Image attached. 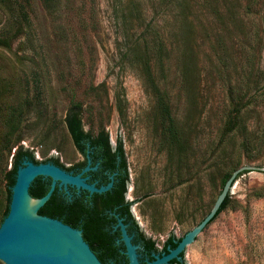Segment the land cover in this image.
Here are the masks:
<instances>
[{
  "label": "rangeland",
  "instance_id": "rangeland-1",
  "mask_svg": "<svg viewBox=\"0 0 264 264\" xmlns=\"http://www.w3.org/2000/svg\"><path fill=\"white\" fill-rule=\"evenodd\" d=\"M0 84V135L23 105L10 144L0 140V218L18 149L81 158L64 124L75 101L84 131L121 142L131 214L159 249L205 216L227 174L264 168V0H0ZM230 96L248 105L224 135ZM257 189L264 170L240 174L181 261L264 264Z\"/></svg>",
  "mask_w": 264,
  "mask_h": 264
},
{
  "label": "water",
  "instance_id": "water-1",
  "mask_svg": "<svg viewBox=\"0 0 264 264\" xmlns=\"http://www.w3.org/2000/svg\"><path fill=\"white\" fill-rule=\"evenodd\" d=\"M249 170H264L254 165L240 166L236 168L225 181L222 190L214 201L210 210L203 218L194 225L184 236L180 237L176 246L167 247V252L153 254V260L146 264H169L171 259L181 261V253L195 237L205 228L215 216L222 201L230 192V188L238 176ZM51 178V186L48 192L39 198H34L30 193L35 189L33 182L45 178ZM56 181L59 185H69L77 190L103 191L110 187L111 183L99 188L93 184L85 183V178L80 174L72 175L61 167L49 162H34L24 157L17 165L15 181L11 186V195L8 212L0 223V262L3 264H85L76 253V243L91 256L90 261L95 264H103L89 244L83 239L81 230L63 223L59 219L38 214V209L50 197ZM27 199L37 201L33 210V216L26 213ZM117 226L120 227L121 240L125 247L128 264H140V254L137 252L138 244L132 242V235L126 231V225L118 219ZM69 240L73 247L65 254L56 253L59 239Z\"/></svg>",
  "mask_w": 264,
  "mask_h": 264
},
{
  "label": "flooded vegetation",
  "instance_id": "flooded-vegetation-1",
  "mask_svg": "<svg viewBox=\"0 0 264 264\" xmlns=\"http://www.w3.org/2000/svg\"><path fill=\"white\" fill-rule=\"evenodd\" d=\"M101 146L103 145H91L89 142H86L85 151H81L75 147L81 158L72 164L66 165L58 160V162L62 164L61 166L54 160L48 161L61 167L72 175L80 174L81 178H85V183L93 184L96 188L105 186L108 183H111L110 187L103 191L91 192L88 189L79 191L69 185L65 187L64 185H59V181H56L51 195L53 194L54 197L53 203L58 205H56V207L53 205L54 208L52 205L49 206L50 211L53 209V215L47 213L42 214L59 219L63 223L81 230V232L83 231V222H85L87 216L97 217L100 221V229L106 232L104 234L106 238L103 252H113L114 254L109 255L107 264H115V262H117V264H123L125 259H127L124 253L125 247L121 240L120 227L117 226L118 219H121L126 225L127 233L132 235V242L139 246L140 264H146L147 261L153 260V254L163 251H148L143 246L138 233L139 230H135L126 212V205L129 201L126 199L125 193L123 199H121L119 194L121 178L124 174L122 165L120 164L121 158L119 155H113V149L107 151L104 146L102 148ZM46 180L49 181L50 188L52 180L50 177L46 178ZM55 209L57 211H55ZM113 246H115V250ZM160 249H162V246ZM118 251L120 254H117ZM177 261L179 260L175 258L171 259L169 264H178Z\"/></svg>",
  "mask_w": 264,
  "mask_h": 264
},
{
  "label": "trees",
  "instance_id": "trees-1",
  "mask_svg": "<svg viewBox=\"0 0 264 264\" xmlns=\"http://www.w3.org/2000/svg\"><path fill=\"white\" fill-rule=\"evenodd\" d=\"M251 63H252V60L250 61V58H248V70L250 69L249 71L252 70L251 66H250ZM252 72H253V70L251 72H247V73H248V75H251ZM159 96H160L159 97V101H160L159 105H160L161 109L164 110L166 113H169V107L165 101L164 96L162 94H159ZM0 97H1V84H0ZM246 105H248V103L241 102L239 96H235V97L230 96L229 97V99H228L229 108H228V113L226 116L227 119L225 121V126H224V132H223L224 135L233 132V130L238 126L240 115H241V113H242V111ZM22 108H23L22 104L18 105V106H13L12 109L10 110L9 115H7L4 118V122H5L6 126L9 128V130L6 131L5 133H3L2 135H0V140H1V145H2L1 148H4V146L6 144H10V140H11L10 137L12 136L14 131L16 130L17 124L19 123L20 116L22 114ZM81 112H82V103L79 101H75L69 106V108H68V110L64 116V124H65V126L69 132V135L72 139V142L75 145V147L81 151H85L86 142H89V144H91V145L101 144L105 147V149L107 151H111L113 149V151H112L113 155H119L120 156V158H121L120 164L122 165L124 174L121 178V186L119 189V194H120L121 199H123L124 193H126V181L128 179V174H127V163H126V158L124 155V150H123L122 144L119 141L115 147H112L109 143L108 134L103 128L99 129L96 132L84 131V129L82 127ZM263 136H264V129H263V131H261L260 140L263 139ZM245 144H247V143L245 142ZM103 146H101V148ZM24 157H27L28 159L34 161L35 163L40 162L34 158L31 151H29L27 149H21V148L17 150L15 157H14L13 168H11V170H9L5 174L6 180H7V191H6L7 204L3 210L2 216L0 218V223L2 222L3 218L5 217V215L8 212L10 195H11V186L13 185V183L15 181L16 167ZM48 160H54L58 165L62 166V164L58 162L57 158H49ZM45 161H47V160H45ZM230 174H227L226 178H224L223 184L225 183L227 178L230 176ZM33 185H34L35 189L30 193V195L34 198L42 197L49 190V181L46 180V178L33 182ZM263 194H264L263 189H257L255 191L256 197H260ZM53 198L54 197L52 194L48 198V200L43 204V206H41L38 209V211H37L38 214L44 215L42 213H47L49 215H53V213H52L53 209L50 211L49 206L55 205V207H56V205H58L56 203H53V201H54ZM227 199H228V195L224 198V200L222 201V203H221L219 209L217 210L215 216L210 220V222L217 216V214L223 208H225L227 206ZM129 205H130V202H128L126 205V212L129 216V218L131 219V221L133 223V227L135 228V230H139L138 225L135 222L134 217L132 216V214L130 212ZM53 208H54V206H53ZM86 208H88V207H86ZM55 211H57V210L55 209ZM99 222L100 221L97 219V217L87 216L85 219V222H83L84 225H83V231L81 232V234H82L83 239L91 247V250L94 251V253L98 257V259L103 264H107V260H108L109 255H114V254H113V252L112 253L103 252L104 245H105V238H106V235H104V234L106 232H105V230L100 229L101 227L99 226L100 225ZM138 233H139L140 238L142 240L143 246L148 251L154 250V251L167 252V247H171V248L175 247L177 241H179V239H180V237L176 238L173 235H169L164 240V242L162 244V249H159L155 246V242L152 239L145 237L144 234L140 230ZM113 249L115 250V246H113ZM183 253H184V251L181 253V256L183 255ZM117 254H120V252L118 251ZM177 263L178 264H185L182 261H180V262L177 261ZM115 264H117V262H115ZM123 264H128V260L125 259V262Z\"/></svg>",
  "mask_w": 264,
  "mask_h": 264
},
{
  "label": "bare ground",
  "instance_id": "bare-ground-1",
  "mask_svg": "<svg viewBox=\"0 0 264 264\" xmlns=\"http://www.w3.org/2000/svg\"><path fill=\"white\" fill-rule=\"evenodd\" d=\"M36 204H37V201L27 199L26 213L28 214V216H33V210ZM73 244L75 246L76 253L78 254V256L81 257V259L84 261L85 264H95V262L90 261L91 256L88 253H86V251L84 252V249L82 250L81 247L77 248L79 246L76 243H73ZM73 244H71L69 240L61 238L59 239V246H58L59 248L55 252L60 253V254H65L67 251H69L70 248L73 247Z\"/></svg>",
  "mask_w": 264,
  "mask_h": 264
}]
</instances>
